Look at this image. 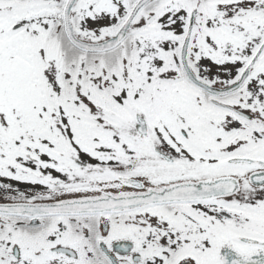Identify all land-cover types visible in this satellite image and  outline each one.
I'll use <instances>...</instances> for the list:
<instances>
[{
    "label": "snow or ice",
    "instance_id": "6c2138e0",
    "mask_svg": "<svg viewBox=\"0 0 264 264\" xmlns=\"http://www.w3.org/2000/svg\"><path fill=\"white\" fill-rule=\"evenodd\" d=\"M0 264H264V0H0Z\"/></svg>",
    "mask_w": 264,
    "mask_h": 264
}]
</instances>
